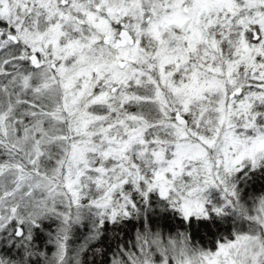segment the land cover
<instances>
[{"label": "snow or ice", "instance_id": "1", "mask_svg": "<svg viewBox=\"0 0 264 264\" xmlns=\"http://www.w3.org/2000/svg\"><path fill=\"white\" fill-rule=\"evenodd\" d=\"M0 264H264V0H0Z\"/></svg>", "mask_w": 264, "mask_h": 264}]
</instances>
